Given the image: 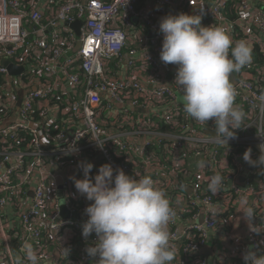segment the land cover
<instances>
[{
	"label": "built area",
	"instance_id": "1",
	"mask_svg": "<svg viewBox=\"0 0 264 264\" xmlns=\"http://www.w3.org/2000/svg\"><path fill=\"white\" fill-rule=\"evenodd\" d=\"M180 13L226 26L252 49L230 77L245 118L228 144L213 141V121L184 112L177 66L160 59L159 23ZM6 62L22 71L11 74ZM262 144L264 0H0V264L22 257L25 242L40 264H98L86 253L95 233L82 236L93 201L72 179L88 163L91 177L110 164L166 192L176 211L172 264H244L250 248L264 254V232L251 230H264V164L243 159L250 149L258 161ZM217 173L223 187L212 194Z\"/></svg>",
	"mask_w": 264,
	"mask_h": 264
},
{
	"label": "clouds",
	"instance_id": "2",
	"mask_svg": "<svg viewBox=\"0 0 264 264\" xmlns=\"http://www.w3.org/2000/svg\"><path fill=\"white\" fill-rule=\"evenodd\" d=\"M159 31L163 34L160 59L177 66L175 84L183 93L184 112L200 124L213 121V141L228 144L236 138L235 130L241 128L245 118L243 109L235 103L237 92L230 77L251 62V47L244 40L234 42L226 26H202L199 15L165 16ZM259 148L262 154L258 161L251 159L250 149L244 153V161L253 166L264 164V144ZM197 166L207 167L204 161ZM93 167L91 163L83 165L84 178H72L77 192L93 201L85 209L88 219L82 226L85 239L93 233L97 237L86 248L87 255L99 256L98 264H172L175 246L168 226L176 211L166 192L150 176L136 179L110 164L100 166L91 177ZM223 181L221 174L213 175L208 190L219 193ZM246 203L242 196L241 212L251 221L256 216ZM251 230L264 232L259 226ZM62 250L66 257L69 249ZM22 251L23 256L15 257L14 264H40L31 243L25 242ZM243 260L244 264H264V254L258 256L250 248Z\"/></svg>",
	"mask_w": 264,
	"mask_h": 264
},
{
	"label": "water",
	"instance_id": "3",
	"mask_svg": "<svg viewBox=\"0 0 264 264\" xmlns=\"http://www.w3.org/2000/svg\"><path fill=\"white\" fill-rule=\"evenodd\" d=\"M79 27H80V23H75V24L71 25V28H73L77 32L78 36H80ZM5 66L8 68V70L11 74H18V73H20V71H22V69L15 67L10 62H6ZM187 191L191 192V190H188V189H187ZM63 216L66 217V215H63Z\"/></svg>",
	"mask_w": 264,
	"mask_h": 264
},
{
	"label": "crops",
	"instance_id": "4",
	"mask_svg": "<svg viewBox=\"0 0 264 264\" xmlns=\"http://www.w3.org/2000/svg\"><path fill=\"white\" fill-rule=\"evenodd\" d=\"M52 171H53V172H56V174H58L57 171H60V170L57 169V168H52ZM63 177H64V174H61V175H60V178H59L58 181H57L58 184H56V186H57L60 190H62L61 185H62V183H63ZM54 186H55V184H54ZM10 221L12 222V225H13V226H16V225H17L16 222H18V220H17L16 217H13L12 219H10Z\"/></svg>",
	"mask_w": 264,
	"mask_h": 264
},
{
	"label": "trees",
	"instance_id": "5",
	"mask_svg": "<svg viewBox=\"0 0 264 264\" xmlns=\"http://www.w3.org/2000/svg\"><path fill=\"white\" fill-rule=\"evenodd\" d=\"M77 246H79V244Z\"/></svg>",
	"mask_w": 264,
	"mask_h": 264
}]
</instances>
